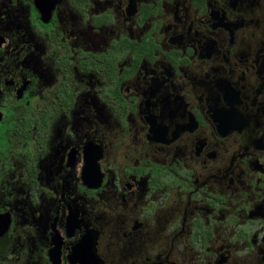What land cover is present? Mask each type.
I'll return each mask as SVG.
<instances>
[{
	"label": "flooded vegetation",
	"instance_id": "obj_1",
	"mask_svg": "<svg viewBox=\"0 0 264 264\" xmlns=\"http://www.w3.org/2000/svg\"><path fill=\"white\" fill-rule=\"evenodd\" d=\"M0 264H264V0H0Z\"/></svg>",
	"mask_w": 264,
	"mask_h": 264
}]
</instances>
